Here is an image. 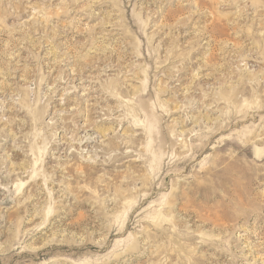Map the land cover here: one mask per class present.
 I'll return each mask as SVG.
<instances>
[{"label":"rangeland","instance_id":"1","mask_svg":"<svg viewBox=\"0 0 264 264\" xmlns=\"http://www.w3.org/2000/svg\"><path fill=\"white\" fill-rule=\"evenodd\" d=\"M0 264H264V0H0Z\"/></svg>","mask_w":264,"mask_h":264},{"label":"bare ground","instance_id":"2","mask_svg":"<svg viewBox=\"0 0 264 264\" xmlns=\"http://www.w3.org/2000/svg\"><path fill=\"white\" fill-rule=\"evenodd\" d=\"M89 140V139H88Z\"/></svg>","mask_w":264,"mask_h":264}]
</instances>
